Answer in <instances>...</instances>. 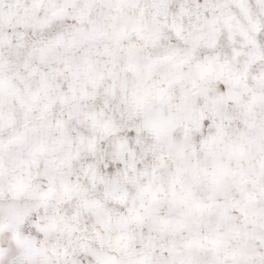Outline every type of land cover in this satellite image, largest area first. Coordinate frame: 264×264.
<instances>
[{"label": "snow or ice", "instance_id": "6c2138e0", "mask_svg": "<svg viewBox=\"0 0 264 264\" xmlns=\"http://www.w3.org/2000/svg\"><path fill=\"white\" fill-rule=\"evenodd\" d=\"M0 264H264V0H0Z\"/></svg>", "mask_w": 264, "mask_h": 264}]
</instances>
